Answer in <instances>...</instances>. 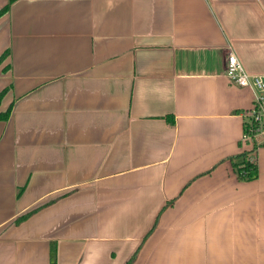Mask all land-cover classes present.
I'll list each match as a JSON object with an SVG mask.
<instances>
[{
    "label": "crops",
    "instance_id": "obj_1",
    "mask_svg": "<svg viewBox=\"0 0 264 264\" xmlns=\"http://www.w3.org/2000/svg\"><path fill=\"white\" fill-rule=\"evenodd\" d=\"M0 264H264V0H0ZM249 152L258 178L233 163ZM22 223L16 220L29 213Z\"/></svg>",
    "mask_w": 264,
    "mask_h": 264
},
{
    "label": "built area",
    "instance_id": "obj_2",
    "mask_svg": "<svg viewBox=\"0 0 264 264\" xmlns=\"http://www.w3.org/2000/svg\"><path fill=\"white\" fill-rule=\"evenodd\" d=\"M225 76L230 84L253 92V107L243 115L245 125L242 141L255 151L264 146V77L250 74L232 48L228 53Z\"/></svg>",
    "mask_w": 264,
    "mask_h": 264
},
{
    "label": "trees",
    "instance_id": "obj_3",
    "mask_svg": "<svg viewBox=\"0 0 264 264\" xmlns=\"http://www.w3.org/2000/svg\"><path fill=\"white\" fill-rule=\"evenodd\" d=\"M5 12H6V9L1 10L0 16H2ZM7 54L8 53L6 52L0 57V63L6 58ZM5 94H6V90L0 93V104ZM11 109L12 107H9V109L5 113H0V120H7L11 114ZM238 158H239V161L234 162L233 167L239 179L243 181H252V180L257 179L258 174H259L258 165L256 161L254 160L251 161V159L249 158V152L242 153ZM32 214H33V211L19 217L16 220V223L17 224L22 223ZM53 253H54V256L50 264H57L56 257H55V248L53 249Z\"/></svg>",
    "mask_w": 264,
    "mask_h": 264
}]
</instances>
